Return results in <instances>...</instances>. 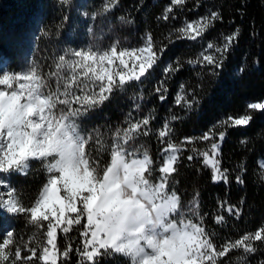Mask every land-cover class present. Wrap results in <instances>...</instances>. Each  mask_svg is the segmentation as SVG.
Instances as JSON below:
<instances>
[{
    "label": "snow or ice",
    "instance_id": "1",
    "mask_svg": "<svg viewBox=\"0 0 264 264\" xmlns=\"http://www.w3.org/2000/svg\"><path fill=\"white\" fill-rule=\"evenodd\" d=\"M185 2L172 0L164 10L163 19H168L173 6ZM118 3L119 0H106L102 11H110ZM119 19L124 21V17ZM219 19L220 13L212 11L185 22L174 33L178 39L195 41ZM239 34L237 28L225 36L222 46L209 43L207 49L187 63L211 65V74L218 75L216 69L223 66ZM140 40V46H127L117 40L108 46L72 50L71 58L60 55L57 71L49 73L48 79L38 74L35 67L28 71L0 69V188L6 189L0 191V210L23 215L27 224L41 230L39 239L29 237L35 246H21L14 229L0 228V264H58V260L60 264H68L72 254L76 256V264H102L117 256L127 264H222L223 258L233 250L255 254L258 251L255 242L264 243V226H261L234 240L226 239L218 246L213 240L215 233L205 226L208 214L200 212L198 193L188 202L187 212L182 211L181 196L172 180L177 172L178 153L185 143L212 140L213 130L198 138L186 137L180 145L168 140L157 168L158 161L135 143L139 136L149 135L143 129L149 125L151 116L133 122L129 113L125 117L127 127H117L108 143L98 128L88 131L84 127L83 121L94 110L132 82H142L157 66L164 48L157 51L150 32ZM213 48L219 59L217 55L206 54ZM177 65L173 67L169 63L163 69L165 76L170 78L169 74L178 71L179 61ZM61 69H66L67 75H62ZM53 77L55 88L51 86ZM164 84L161 81L155 91L167 92ZM180 88L183 90L185 85L182 83ZM160 99L164 100L165 96L161 94ZM175 102L188 109L199 103L194 95L189 100L184 92L177 93ZM247 107L264 110V102L249 103ZM251 119L247 114L236 118L229 115L221 123L246 126ZM171 131L165 121L158 133L160 140ZM225 135L223 131L219 133L221 141ZM220 147V143L212 142L210 150L193 148L195 156L189 155L187 159L203 157L205 167H211V180L228 184L229 170H221L218 159ZM34 161L40 163L46 180L26 206L12 187L11 177L27 176ZM239 168L243 171L244 165ZM235 180L244 183L241 175ZM240 203H244L243 197ZM218 208L230 216L242 215V209L226 200L218 201ZM213 222L224 225L225 216L215 215ZM74 226L80 229L79 243L75 249L68 243L60 251L58 232L67 235ZM22 248L29 254L25 255ZM259 264H264V260Z\"/></svg>",
    "mask_w": 264,
    "mask_h": 264
},
{
    "label": "trees",
    "instance_id": "2",
    "mask_svg": "<svg viewBox=\"0 0 264 264\" xmlns=\"http://www.w3.org/2000/svg\"><path fill=\"white\" fill-rule=\"evenodd\" d=\"M105 3L106 0H85L84 13L90 28L83 48L95 44L108 46L117 40L127 46H140V37L150 32L157 51L160 48H164V51L146 79L132 82L123 92L115 93L112 99L83 121L84 127L88 131L98 128L102 139L108 143L111 133L117 127H127L125 117L129 113L133 122L151 116L149 125L143 129L148 130L149 135L139 136L135 143L141 146V151L147 149L150 156L158 161L157 168L168 140L180 145L186 137L198 138L213 130L212 140L197 139L192 144L185 143L178 153L177 172L173 174L172 180L181 196L182 211L187 210L188 202L198 193L200 212L208 214L205 226L210 233H215L213 240L218 246L226 239L234 240L245 232H254L264 226V110L247 107L249 103L264 102V0H186L183 5L173 6L167 20L163 19L164 10L171 5L172 0H119L118 6L106 13L102 11ZM34 6L41 7L42 18L34 53L36 68L41 75L49 76V73L57 71L55 68L60 56L56 43L62 33L60 27L64 20L62 0H0V55L6 58L10 69L19 68L27 18ZM18 9L21 11L18 12ZM212 11L219 12L221 19L214 21L202 37L195 41L177 38L174 29ZM119 17H124V21ZM237 28L240 31L239 37L228 51L223 66L216 69L218 75L211 74V65L187 63V60L195 59L202 50L207 49L209 43L222 46L224 37ZM170 33H173L171 39ZM206 54L217 55L219 59L215 48ZM177 61L179 70L169 74L170 78L166 77L163 69L169 63L177 67ZM240 68L245 70L240 72ZM161 81H165V93L155 91ZM55 82L53 77V88ZM182 83L185 85L183 90L180 88ZM178 92L186 93L189 100L194 95L199 103H194L191 109L176 104ZM136 93L141 95V99L133 97ZM161 94L165 96L164 100L160 99ZM245 114L252 117L249 125L226 126L221 123L229 115L236 118ZM172 116L177 119L172 120ZM165 121L172 131L161 141L158 133L163 129ZM222 131L226 134L223 141L219 136ZM212 142L221 145L218 159L221 170H229L228 184L211 180V167H205L203 157H196L192 161L187 159L189 155L195 156L191 149L210 150ZM241 164L244 165L243 171L239 168ZM237 175L242 176L243 184L236 182ZM45 180L46 174L40 163L34 161L27 176L12 175L11 185L17 190L22 203L28 206ZM242 197L244 203H240ZM224 200L242 209V215L237 218L219 209L218 201ZM215 215H224L225 224L215 225ZM7 217L11 220L9 229L4 227ZM0 228L14 229L16 241L21 246H35L29 237L40 238L41 230L27 224L23 215L14 216L0 210ZM79 231L74 226L67 235L58 232L59 250L63 251L68 243H72L75 249L80 239ZM255 246L258 249L255 254H245L242 249L233 250L223 258L222 264H259L260 260H264V243L257 241ZM22 252L29 254L23 248ZM68 264H76L74 254L70 256ZM102 264L127 262L117 256Z\"/></svg>",
    "mask_w": 264,
    "mask_h": 264
},
{
    "label": "rangeland",
    "instance_id": "3",
    "mask_svg": "<svg viewBox=\"0 0 264 264\" xmlns=\"http://www.w3.org/2000/svg\"><path fill=\"white\" fill-rule=\"evenodd\" d=\"M84 3L85 0H68V3H63L64 20L60 27L62 33L57 40L56 49L60 55H65L68 58H71L70 52L72 50L82 49L86 43V34L90 28V23L86 20ZM20 11L21 10L18 9V12ZM41 19V7L34 6L27 18V29L25 30L26 33L23 35L22 57L19 60V68L16 70L10 69L6 64V58L0 55V69L4 71H28L31 67L36 68L34 53L36 52L37 33L42 26ZM58 25L60 26V23H58ZM66 71V69H61V74L65 75ZM0 74H2V71H0ZM38 74L40 73L38 72ZM41 76L48 79V76ZM133 97L138 100L141 99V95L138 93L134 94ZM0 191H6V189L0 188ZM184 211L185 213L187 212V210ZM10 225L11 220L7 217L4 221V227L9 229Z\"/></svg>",
    "mask_w": 264,
    "mask_h": 264
}]
</instances>
